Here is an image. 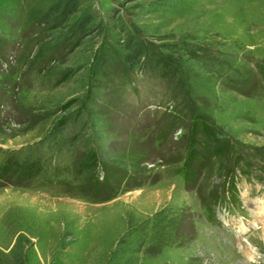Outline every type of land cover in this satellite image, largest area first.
Listing matches in <instances>:
<instances>
[{
	"label": "rangeland",
	"instance_id": "374dc122",
	"mask_svg": "<svg viewBox=\"0 0 264 264\" xmlns=\"http://www.w3.org/2000/svg\"><path fill=\"white\" fill-rule=\"evenodd\" d=\"M259 176L264 0H0V264H264Z\"/></svg>",
	"mask_w": 264,
	"mask_h": 264
},
{
	"label": "trees",
	"instance_id": "16d2710c",
	"mask_svg": "<svg viewBox=\"0 0 264 264\" xmlns=\"http://www.w3.org/2000/svg\"><path fill=\"white\" fill-rule=\"evenodd\" d=\"M77 5H78V2L77 1H73L72 2V7H71L69 12L76 11L77 10ZM90 22H91V19L85 17L83 19V21L79 24V31L81 32V34H85L86 33V31L88 30L87 29V25ZM126 46H127L126 48H127L128 51H127V53H125V59L132 67H134V66H136L138 64L139 59H141L142 57L145 56L146 52L141 46L135 45L132 42L126 43ZM153 57H154V55H153ZM151 60L153 61V64L155 65V66H153L154 69H158L159 66L162 65V64H159V66L156 65L157 62L158 63L160 62L159 60H157V58H152ZM193 128H194V131H193L194 135L200 134V135H204V137H206V138L212 139L213 141L217 140V138L214 135V132L206 124V122L203 119H201V118L197 119ZM194 153H196V152H194ZM191 155L192 154H190V159H192ZM94 159L95 158H91L93 163H95ZM187 167H189V165ZM192 175L193 174H192V172L189 169L188 173H187L188 182H187V184L185 186L189 187V186H192L194 184L193 183L194 179H192V177H191ZM13 256H14V258H13L14 263L15 264H21V262H22L21 257H18L17 255H13Z\"/></svg>",
	"mask_w": 264,
	"mask_h": 264
}]
</instances>
